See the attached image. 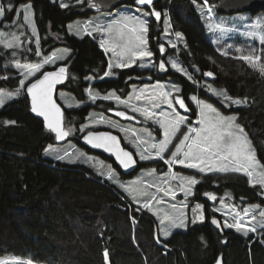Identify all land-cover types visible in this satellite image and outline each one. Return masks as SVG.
Segmentation results:
<instances>
[{"label":"trees","instance_id":"1","mask_svg":"<svg viewBox=\"0 0 264 264\" xmlns=\"http://www.w3.org/2000/svg\"><path fill=\"white\" fill-rule=\"evenodd\" d=\"M122 1L123 6L132 7L136 2ZM0 3L5 7L8 3L13 5L12 12L6 11L0 21V31L11 28L18 18L23 22V14L16 16L15 13L31 4L39 40V48L33 44L27 51L20 52L28 57L26 60L18 61L14 50L0 48V92L21 89L16 63H39L58 49L70 50L72 55L66 62L69 81L60 91L71 94L84 106L65 108L66 128L74 130L93 112L111 117L110 111L116 108V102L103 97L114 93L126 99L134 85L140 83L138 79L148 74L138 67L117 68L112 71V77H107L109 58L97 40L87 35L77 38L69 32L72 23L96 14L87 4L65 9L53 0H0ZM207 3L215 9L218 0H207ZM205 4V0H195V3L192 0H159L156 8L170 14L174 32L183 37L184 45L178 55L189 71H199L196 79L203 82L205 73L212 72L214 87L225 90L233 99L246 100V106L225 109L220 99L171 69L164 76L155 72L153 77H147V82L173 79L183 88L182 96L191 105L193 116H196V109L189 101L193 95L222 109L225 114L236 115L238 125L249 137L264 168V73L237 54H223L213 45L200 13ZM262 13L264 9L250 14ZM163 33L162 23L152 20L148 36L156 56L160 55L158 44ZM259 50L264 56V45ZM48 70L52 68L45 71ZM89 88L101 95L100 99L95 102L89 99ZM21 93L19 99L0 109V258H26L38 264H215L223 257L224 264H264V233L256 236L249 232L245 236L227 229L207 198L215 192L220 197L231 193L235 204L242 208H264L263 188L252 185L247 176L238 173L204 175L190 171L191 176L200 180L195 201L205 204L208 221L200 228L177 232L168 241L160 239L169 247L165 250L156 241L157 219L147 210L141 211L109 180L104 181L103 176L87 167L43 158L47 148L57 144L55 136L31 114L25 89ZM81 138L82 135L75 131L70 141L87 150ZM87 151L112 163L121 173L111 159ZM162 165L161 162H140L138 172ZM136 174L124 176L121 173L124 179ZM213 220L218 224L212 223Z\"/></svg>","mask_w":264,"mask_h":264},{"label":"rangeland","instance_id":"2","mask_svg":"<svg viewBox=\"0 0 264 264\" xmlns=\"http://www.w3.org/2000/svg\"><path fill=\"white\" fill-rule=\"evenodd\" d=\"M53 1L59 3L62 8H64L63 5L66 3L69 5L68 8H70V7H72V8L73 7H81V6H84L85 4H87V0H74V1L53 0ZM28 5H31V4H27V5L22 6L19 9V12L23 14V9L25 7H27ZM211 9H212L214 15L209 17V12H210L209 10H211ZM215 11H216V8L215 9L212 8L208 3H206L204 5V7L200 9V13L204 19V22L206 24V28L208 30V34L210 36V39H211L213 45L223 54H231V55L237 54L239 57H241L243 59H245V57H251L252 61L257 65L255 68H257L259 70L261 67H264V56L262 55V53H260V50H259L260 47L264 44H261L259 42L258 36H257V38L254 39V38L249 37L247 35V33L249 31H253V30H255L258 35L264 34V13L258 14L255 16L251 15L250 13L236 14V15H232V16H222V15H219ZM161 12L163 14L162 25H163L164 33H163V38L161 39L162 41L158 44V46H160L161 44L165 46V51H164L166 53L165 62L167 63L168 67L172 71L179 74L180 76L186 78L188 81L196 83L197 85L199 84V86H202L203 88H205L209 95L220 99L221 105L225 109L240 108V107L246 106V103H247L246 100L231 98L225 90L215 88L214 85L211 83V80L205 79V81L199 82L198 79H196V74H200L199 71L195 70V72L192 73L191 71H189L185 67V65L183 64L182 60L180 59V57L178 55L179 49L184 45L183 37L181 35H179V37H177L176 32H174L172 24H171L170 14L165 13L163 10ZM31 13H32V16H31V22L30 23H25L24 20L22 22L18 18L15 21V23L12 24L11 28L0 31V32H7L9 34L7 36L0 37V48L6 49V50L7 49L8 50H14L15 51V57L18 59V61H21L27 57V56H23L22 54H20V52L25 51V50L27 51V47L29 48L30 45L35 44V46H37V48H39L38 47L39 44H37L38 30H37V27H36V24L34 21V11H33L32 5H31ZM140 13H148L147 16L141 15L140 18L141 19H147V21H148V24H147L148 32L146 34V39H147L148 43L146 45V50L152 52L150 42H149V36H148L149 35V29H150V23L153 20L152 19V13L150 12V10L136 8L135 6H133V7L132 6H123L121 9H118L114 12L95 14L92 17H90L89 19L76 21L69 26V32L71 35H73L77 38H81V37L86 36V35L90 36L93 39L97 40V42H99V43H100L101 39H107L109 42V46L112 44H119V43H121V40L119 39V33L117 32L115 35L110 37L109 34L105 31L104 25L111 23L114 20H119L123 16L137 15ZM2 19H0V21ZM258 21H259V25L256 26ZM98 23L101 24V28L98 31H93L96 28V25ZM210 24L212 25V27H209ZM216 25H220V28H217ZM128 26L130 27L131 25H128ZM253 26H256V27L254 28ZM33 29L35 31H33ZM120 31H125L124 22H122V24L120 26ZM89 33H91V35H89ZM13 34L16 37H18V40H13ZM9 42L12 43V45H13L11 48L7 47V43H9ZM173 43L176 45L175 48L172 47ZM105 54L109 58V63L115 62V57L112 55V53L110 51L105 52ZM153 54L154 55L150 58L146 57V58L141 59L140 57H137L134 63H131L129 67H126L123 69H131L134 67H138L141 70L148 71L147 76H145L143 79H138V80H140V83L134 85V87L132 88V92L129 95V96L134 97V99L130 102L133 103L134 105L138 106V107H147L148 106L147 101L143 97H140L139 99L135 98L136 96L139 95V90L146 87V86L149 88V92L145 93L146 96L151 95L153 91H156L154 89V85L157 83H161L164 85V91H169L171 89H177V88L179 89L178 92H176V91L171 92L170 98L173 100L172 108H168L167 105H161V108H163L165 111L171 112L174 110L179 115L187 117L186 124L181 126L180 132H178L177 135L173 138L172 143L169 145V149L163 154L164 159L167 160V159L171 158L170 153L175 150V146L178 145L179 140L182 139V134L186 133V128L188 126L199 127V124L197 123V121L200 118V115H199L200 114V106L197 105L196 102L191 100V97H192L191 96L189 98V101L191 102V104L196 109V116L185 115L183 112L180 111V109L178 108V106L176 104V97L182 96V93H183L182 92L183 88L181 87V85L176 83L173 79H168L165 81H153L152 83L147 82V77H153L155 72L158 73V65H159L158 59L159 60L161 59V53L159 56H156L155 53H153ZM53 55H55L57 57V59H55L54 62L51 64L44 65L40 69V72H37L35 76L25 78V76L23 75V69L17 68L18 71L20 72V77H21V80L23 81V84L21 83L22 85H21V89L19 91H16V92L1 91L0 92L3 94L4 99H5L4 105L10 101L19 99L21 97V94H22L21 91L23 89H25V87L30 82L34 81L43 72H45V70L48 67H51L52 69H54V68L59 67L62 64H66V62L70 59L72 52L68 49L62 48V49L56 50L53 53ZM53 55H51L50 57H52ZM60 56L65 57V59H59ZM46 58H49V57H46ZM43 59H45V58H43ZM43 59L39 63H42ZM245 60H247V59H245ZM247 61L252 66V64L249 62V60H247ZM25 64H36V63H25ZM141 64H143L145 66L140 67L139 65H141ZM172 64H176L179 71H177L176 69H173ZM21 65H24V64H21ZM114 69H117V68H113L111 70V72ZM107 77L108 78L112 77V75H108ZM213 79H214V77H213ZM134 89L136 90L135 92L133 91ZM89 92H91L93 95H96L98 98L101 96V95L97 94L93 89H90V88L88 89V96H89ZM9 96H11L10 99H9ZM108 96L110 97V99H108L107 101L116 102L115 97H117L118 95L111 93ZM194 96H196L198 101H203V103H205V104L209 103L207 101L200 99L198 95H194ZM128 97L126 99H121V98L120 99L121 100H127ZM225 97H228L229 99H225ZM89 99H91L90 96H89ZM237 100L240 101V103L238 105L232 103V101H237ZM58 101L61 103V105L64 108H66L68 110L79 109V108H82L84 106L83 104L77 102V100L71 94H69L65 91H60L58 93ZM69 105H72V107L70 108ZM3 106H0V109H2ZM213 107H215L217 109V111L220 112V114L223 116H226V117L227 116H235L236 117V115H234V114H230V115L225 114L222 111V109L217 108L214 105H213ZM116 108L121 109V110H125L131 114H134L139 119L145 121V119L143 117H141L139 115V113H133L131 111V109L125 108L121 104L116 103ZM159 111H160V109H156V115L157 116L159 114ZM93 116H95L96 120H99L100 118H105L107 120H111L113 122H116L118 125H120L124 128L135 129V130H137V134H139L143 139H148V136L146 135L145 131H143V130H146V132L151 133L152 142L158 143L159 141H161L163 139V130L158 125H156L153 121H145V122L149 123L151 125V127L144 126V125L143 126H136L133 124L119 123L116 120H114L113 118L108 117V116H106L100 112H93L87 118V120L84 124L76 127L72 132L76 131L79 133V135L83 136L84 134H86L87 132H90V131H100L99 129H103V128L110 129L112 132H117L119 134V136L123 137L125 145L128 146L135 153V155L137 156V158L140 162H142V163H148V162L158 163V162H161L163 165L159 168L141 169L133 178L124 179L122 177L121 173L117 169L114 168V165L112 163H108L105 160H103L101 157H99L95 154L89 153L87 150L75 145L72 141H69V142L62 144V145L56 144V145L49 146L47 148V150L45 151V153L51 151L52 154L46 155L44 153L43 158L45 160H54L57 162H61V163L66 164V165L84 166V167H87L89 169H92L94 172H96L97 174H100L104 178L107 175H109V173H111L113 176V179L112 180L108 179L109 183L112 184L113 186H115L116 188H118L119 190H121L129 198V200L132 203L136 204L141 209V211L147 210V212H149L152 216H154L157 219L158 224H159L158 234H159V238L161 240L168 241L177 232H187L190 228V209H191L192 203L197 202V201H195V192H196L195 190H196L197 185L200 182L199 179H197L194 176H191L189 174V172L193 171V172L199 173V171L196 169H188V168H186L183 165H180L178 163L173 164L171 166V170L173 173L177 174L178 178L173 180V179H171V177H169L168 178V184L164 185V187L171 186L174 189H176V198H175V200H173L171 196H165L163 192L158 191L157 186L159 185L160 180L165 177V174L168 172L169 166L167 164H165L162 160L157 158L155 156L154 152H153V157L151 159L141 161L139 159V152L137 151L136 148H134L131 144H129V142L125 139V133L124 132H121L118 128H111L106 123L105 124L95 123L94 120L92 119ZM235 124L238 125L237 117L235 120ZM81 128H83V131H81ZM239 128L242 129L240 126H239ZM72 132H71V135H72ZM243 134L247 138V141L249 142V144H250V146H251V148L255 154V157H256L255 149H254L249 137L244 132V130H243ZM129 135H131V133H129ZM132 138L135 139V137H132ZM80 153H83V155L81 156ZM58 155L59 156H65V159L64 160H57L56 156H58ZM77 157H79V158L77 159ZM256 160L261 166L260 168L256 169V172L260 173L261 170L264 168H263L262 164L258 161L257 157H256ZM72 161H74V162H72ZM153 170H155V171H153ZM231 173H234V172L221 173V172L206 171L203 174L204 175H210V174L216 175V174H231ZM236 173L247 176L243 171L236 172ZM199 174H201V173H199ZM179 177H188L190 179H195L197 181V183L195 185H192L191 194L187 198H185L184 193L179 190V185H180ZM248 178H249L252 185L261 186L253 178H251V177H248ZM121 185H123L124 187H121ZM125 188L130 189V191L126 192L124 190ZM262 188L264 190V187H262ZM145 191L153 194L155 198L149 199L148 197H146L144 195ZM133 195L136 196V199H133ZM212 196H215L216 199L212 200L211 199ZM207 198L210 199L211 203L213 204V206H212L213 210L218 214V216L223 218L224 225H225V221H227L228 223H234L235 221H233V216L236 213H239L238 220L244 226V229H250L252 226L255 225V226H257V232H255V233H253L251 231H249V232L253 233L256 236L260 235L261 233H264V228L259 227L261 220L264 219V218H261L259 216V212L264 211V208H261L259 206H245L242 208V207L235 204L234 199H233V195L231 193H229L228 195L220 197L218 195V193L215 192V193L208 194ZM161 200H163L164 202L160 203ZM173 204L177 205V209L172 208ZM145 205H147V207H145ZM222 205H223V207H222ZM180 209L183 210L186 227L183 229L172 228L170 234L165 236L164 229L169 227L170 222H169V220L165 219L164 223L161 224L160 223L161 218L164 216L175 217L177 215L178 210H180ZM217 209H219V211H217ZM245 209L249 210L247 214L244 211ZM253 216L255 218H253ZM227 229L236 230L235 228H227ZM0 261H7L8 264H29V262H31V264H38V263L32 262L30 259H26V258L23 259V258H17V257H3V258H0Z\"/></svg>","mask_w":264,"mask_h":264},{"label":"snow or ice","instance_id":"3","mask_svg":"<svg viewBox=\"0 0 264 264\" xmlns=\"http://www.w3.org/2000/svg\"><path fill=\"white\" fill-rule=\"evenodd\" d=\"M138 5H151L153 0H136ZM195 3V0H192ZM207 3V0H205ZM64 8H68L69 5L66 3L63 5ZM92 7H96L95 4ZM13 5L8 3L7 6L3 3H0V19L5 16V12H12ZM211 11V10H209ZM20 12H16V16H20ZM147 16L148 13H140L137 15H127L121 17L119 20H114L111 23L105 24L104 29L109 34V36L119 33V39L121 43L112 44L109 46L107 39H101L100 47L105 52H111L115 57L114 63H109V72L106 75H111V70L113 68L123 69L129 67L131 63H134L137 57L150 58L154 54L151 51L146 50L147 39L146 34L148 32V21L147 19H141L140 16ZM31 5H28L23 9V20L25 23L31 22ZM154 17L156 20H159L161 13L158 11L154 12ZM124 22L125 31H120V26ZM128 25H131L130 27ZM259 25V21L257 25ZM256 26H253L254 28ZM209 27H212L210 24ZM217 28H220V25H216ZM101 28V24L98 23L96 28L93 31H98ZM33 31H35L33 29ZM9 35L7 32H0V37ZM91 35V33H89ZM179 37V33H176ZM249 37L259 39L261 44H264V34L258 35L255 30L249 31L247 33ZM13 40H18L13 34ZM171 43V42H170ZM39 44V40H37ZM12 43H7V47L11 48ZM172 47L175 48L176 45L173 43ZM119 49V50H118ZM165 51L164 46L161 44L159 46V52L163 54ZM38 54V53H37ZM57 59L55 55L49 58L43 59L42 63L36 64H24L21 65L17 63L16 68L23 69V75L25 78L35 76L37 72H40V69L47 64H51L54 60ZM59 59H65V57L60 56ZM252 64V67L255 68L257 65L252 61L251 57H245ZM140 67L145 65L141 64ZM172 68L179 71L176 64H172ZM160 70H165V64L161 62L159 64ZM260 72L264 73V67L260 68ZM208 77H212L213 73L208 72L206 74ZM41 79H37L34 83H31L30 87H27V92L31 94L32 107L31 110L34 113H37L40 117H43L47 122L48 129L55 133V138L58 140H63L65 137L69 136L73 131L71 128L66 130L63 120V113L60 106L53 99V90L58 83H61L66 78V68L59 67L58 71H52L47 73H42ZM23 84V81H21ZM154 89L151 95H145L149 92V88L146 86L139 90V95L136 96V99L143 97L148 106L147 107H138L131 103L134 99L133 96H129L127 100H121L120 97H115L116 103L123 105L125 108L131 109L133 113H139L145 121H153L163 130V139L158 143L152 142L151 133L146 132L148 139H143L137 130L127 129L116 122L107 120L105 118H100L99 120H93L95 123L107 124L111 128H119L121 132L125 133V139L139 152V159L141 161L149 160L153 157V152L157 158L162 160L165 164L169 166L168 172L165 174V177L160 180L159 185L157 186L158 191L164 193L165 196H171L173 200L176 198V189L173 187H164L168 184V178L175 180L177 179V174L173 173L171 166L173 164H180L188 169H196L199 173L203 174L206 171L212 172H241L243 171L248 177L256 180L258 184L264 187V169L260 173L256 172L257 168H260V164L257 162L255 154L247 141V138L243 134V130L235 124V116H223L220 112L217 111L211 103H203V101H198L196 96H192L191 100L196 102L200 106V118L197 121L199 127L188 126L186 128V133L182 134V139L179 140L178 145L175 146V150L170 153V159H164V153L169 149V145L172 143L173 138L180 132L182 125L186 124L187 117L179 115L174 110L169 112L161 108V105H167L168 108H172L173 100L171 97V92H178L179 89H171L169 91H164V85L157 83L154 85ZM136 91L135 89L133 90ZM89 96L93 102L96 101L97 96L89 92ZM11 96H9V99ZM103 99H110L109 96L103 97ZM225 99H229L225 97ZM178 105L180 108L186 110L185 101L176 97ZM5 99L2 93H0V106H3ZM233 104H239L240 101H232ZM71 108L72 105H69ZM156 109H160L158 116L156 115ZM118 117H124L125 119L135 120V116H127L124 111H117L115 113ZM83 131V128H81ZM131 133V135H129ZM132 137H135L133 139ZM84 140L93 148L104 149L106 152L111 153L115 156L116 160L124 169H129L132 167L136 161L133 159V154L130 151H126L123 147L120 146L118 137L111 135L110 133H93L88 132L84 137ZM54 151V150H53ZM46 155H51L52 152H46ZM82 156L83 153H80ZM79 157H77L78 159ZM57 160H64L65 156H56ZM74 162V161H72ZM155 171V170H153ZM109 180L113 179L111 173H109ZM180 185L179 190L184 193L185 198L191 194V187L195 185L197 181L195 179H190L188 177H179ZM121 187H124L121 185ZM126 192H129L130 189L125 188ZM144 195L149 199H154V195L148 192H144ZM133 199H136V196L133 195ZM212 200H215L216 197L212 196ZM164 201L161 200L160 203ZM183 203V202H182ZM186 206V205H185ZM147 207V205H145ZM202 206L197 204L196 211ZM223 207V205H222ZM173 209H177V205H172ZM219 211V209H217ZM245 213H248V209L244 210ZM259 216L264 218V211L259 212ZM239 213H236L233 216L234 223H228L225 221V226L227 228H235L237 232H243L245 236L248 235L249 231L255 233L257 232V226H252L250 229H244L238 220ZM253 218H255L253 216ZM169 220V227L164 229L165 236L169 235L172 228H185V218L183 210L180 209L177 212L175 217L164 216L161 218L160 223L163 224L164 220ZM199 219L202 221L204 217L201 215ZM212 223L218 224L216 220H213ZM259 227L264 228V219L261 220ZM107 257V252L103 254ZM0 264H8L7 261H0ZM31 264V262H29Z\"/></svg>","mask_w":264,"mask_h":264},{"label":"water","instance_id":"4","mask_svg":"<svg viewBox=\"0 0 264 264\" xmlns=\"http://www.w3.org/2000/svg\"><path fill=\"white\" fill-rule=\"evenodd\" d=\"M70 1H74V0H70ZM159 0H153V3L151 5H138L137 2H135V7L136 8H141V9H147L150 10L152 13V19L157 22V23H162L163 21V14L160 10H158L156 8V5L158 3ZM95 4L96 7H92V5ZM87 5L88 7L95 12L96 14H100V13H110V12H114L118 9H120L123 6V1L122 0H87ZM264 9V0H218V3L216 4V11L219 15L222 16H232V15H236V14H244V13H253L257 10H261ZM158 11L161 13V17L159 20H156L154 17V12ZM164 46V45H163ZM165 49V46H164ZM165 58H166V53L164 52L163 54H161V59L159 61V64L161 62H163L165 64V70H160L159 69V65H158V74L161 76L167 75L170 71V68L168 67L167 63L165 62ZM59 67H65L66 68V78L64 79L63 82L58 83L54 90H53V99L55 100V102L60 106L61 111L63 113V123L64 126L66 128V111L65 108L61 105V103L58 101V93L60 92V88L62 86H64L65 84H67V82L69 81V75H70V70H69V66L67 64H62ZM59 67L54 68L52 70H48L45 71L43 73H47V72H52V71H58ZM209 72V71H208ZM205 73L206 79L207 80H212L214 77V74L212 77H208ZM42 74L37 78V79H41ZM37 79H35L34 81L30 82L26 87H25V93L27 95V97L29 98L30 101V107H32V102H31V94L27 92V87H30L31 83H34ZM180 99H183L185 101V106H186V110L182 109L179 107L178 102L176 100V104L178 106V108L180 109L181 112H183L185 115H190L191 114V108L189 107L187 101L185 100V98L183 96L179 97ZM117 111H124L127 116H135L134 114H131L125 110H121V109H113L110 111V116L117 119L118 121H121L123 123H127V124H133L136 126H148V123L139 119L138 117H136L135 120H129V119H125L124 117H118L115 115V113ZM31 114L39 119L40 121H42L44 123L45 128L50 131L47 127V122L44 120L43 117H40L37 113L32 112L31 110ZM67 130V128H66ZM51 132V131H50ZM93 133H101V132H105V133H110L111 135H115L118 137L120 146L123 147L126 151H130L133 154V159L136 161V163L130 167L129 169H124L122 165L119 164V162L116 160L115 156L111 153L106 152L104 149H97V148H93L91 147L85 140L84 137L88 134V132L86 134H84L81 138V144L84 148H86L87 150L91 151V152H96L98 154L103 155L106 158L111 159L115 165L118 167V169L121 171V173L124 176H133L134 174H136L139 170L140 167V161L138 160L137 156L135 155V153L126 148L122 142L121 137L119 136V134H116L112 131H107V130H100V131H90ZM53 135L55 136V133H53ZM56 139V138H55ZM71 139V133L69 136L65 137L63 140H58L56 139V143L57 144H65L67 142H69ZM199 204L202 207L196 211H193L194 209H196V205ZM203 216L204 219L201 221L199 219L200 216ZM208 221V212H207V208L205 206L204 203L202 202H195L190 209V228L195 229V228H200L202 226H204ZM156 241L158 243V245L165 249V250H169V247L166 246L164 244V242H162L159 238V234H156ZM215 264H224V260L223 257H220L217 262Z\"/></svg>","mask_w":264,"mask_h":264},{"label":"built area","instance_id":"5","mask_svg":"<svg viewBox=\"0 0 264 264\" xmlns=\"http://www.w3.org/2000/svg\"><path fill=\"white\" fill-rule=\"evenodd\" d=\"M213 15H214V13H213V11H212V9H211V11L209 12V17H210V16H213ZM97 99H100V98L97 97ZM118 129H119V128H118ZM107 177H108V175L104 178V181L108 180ZM245 215H246V214H245ZM136 223H137V222H136ZM241 225H242V224H241ZM242 227L244 228L243 225H242Z\"/></svg>","mask_w":264,"mask_h":264},{"label":"flooded vegetation","instance_id":"6","mask_svg":"<svg viewBox=\"0 0 264 264\" xmlns=\"http://www.w3.org/2000/svg\"><path fill=\"white\" fill-rule=\"evenodd\" d=\"M158 61H160L159 59H158ZM188 105H189V107L191 108V114L190 115H188V116H192V114H193V110H192V107H191V105L188 103ZM137 117V116H136ZM148 125H149V123H148Z\"/></svg>","mask_w":264,"mask_h":264}]
</instances>
